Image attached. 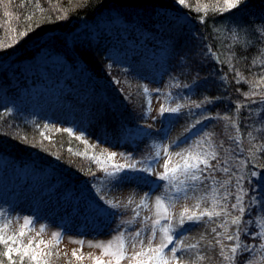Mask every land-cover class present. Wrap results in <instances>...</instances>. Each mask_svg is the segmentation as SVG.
I'll use <instances>...</instances> for the list:
<instances>
[{
  "label": "rangeland",
  "instance_id": "obj_1",
  "mask_svg": "<svg viewBox=\"0 0 264 264\" xmlns=\"http://www.w3.org/2000/svg\"><path fill=\"white\" fill-rule=\"evenodd\" d=\"M42 1L45 6L46 0ZM203 2L208 5L206 1ZM8 16L11 15L8 13ZM225 21V34L230 38L228 33L237 22L235 18ZM188 23L187 16L169 11L167 20L156 24L159 34L153 42L154 45L159 44L156 47L148 45L151 41L144 40L145 33L139 41L111 43L105 54L109 60L102 66L101 73H92L93 84L88 92L75 90L77 94L72 97L60 93L55 88L58 86H42L43 97L38 98L36 94L29 98V109L35 118L45 120L43 127L50 131L71 129L70 134L81 141L87 151H91L95 164L94 168H88V176L77 182L71 175L59 171L39 170L33 165L16 162L8 164L5 157H0V213L3 214L0 215V235L8 237L25 232L23 237L16 235V244L12 247H18L21 243L27 247L32 240L31 248L44 253L41 259L46 260L47 264H95L98 257L109 259L95 244H107L114 241L120 232H131L144 226L135 217L134 210L139 211L141 217H150L149 225L160 220L163 227H168L170 223L176 228L181 215L187 220V216L209 207L207 203H201L198 210L195 207L197 200L191 193L187 199L182 198V193L179 198L172 199L177 197L178 187L191 186L190 181L187 185L181 183L185 177L180 173H176L171 185L158 179L165 172L164 163H168L169 170L183 163L176 152H182L184 156H188L189 152L195 155L193 146L199 144L208 151L215 149L220 155L223 152L229 154L230 151L237 156L243 146L236 110L216 108L217 102L223 99L217 94L218 88L223 86L227 77L214 74L210 67L213 57L208 51L209 47L204 50L195 48V42L192 43L195 37L197 41L201 39L197 38V32ZM7 27L5 34H8L1 48L14 49L20 44V39ZM9 44L13 46L7 47ZM213 90L214 97L210 96ZM206 99L211 102L203 103L200 108L195 107ZM252 101L253 95L249 99L241 98L239 102L243 104L241 109H244L243 126L250 127L246 130L248 134L256 135L258 129H264V103L253 107ZM177 106L179 112L170 111ZM162 108L168 109L163 115L160 114ZM225 115L231 119L224 120ZM157 152L160 153L158 163ZM112 153L115 155L109 158ZM75 157L80 161V157ZM231 160L233 169L238 166L235 171L242 169L235 156ZM130 164H135L137 168L151 167L152 171H131L128 170ZM114 165L125 166V171L119 173L125 179L115 187L108 183L110 178L104 171H115ZM149 179L151 183L145 182ZM219 180L222 179L218 176ZM230 187L238 191L232 184ZM146 193L151 196L150 200H145L147 207L138 208ZM157 196L166 197L159 208L155 203ZM251 198L250 218L258 228L264 216V195L258 193ZM109 200L119 203L121 207H111L107 203ZM244 200L246 202V196ZM236 214L233 212V216ZM24 217L33 221L31 227L24 226ZM221 219L214 218L208 222V218L204 217L200 225H184V246L197 242H200V246L181 259L179 264H227L218 255L219 246L210 250L205 247L214 240L215 234L211 233V228L217 227ZM5 220L11 221L6 230L3 229ZM161 225H154L157 238L153 246L159 243L162 233L158 229ZM42 227L46 229L43 232ZM189 228L192 230L189 231ZM217 231L222 232L223 229L217 227ZM54 233L63 234L60 243H57L58 237ZM244 234L246 240L259 243L247 231ZM201 236L204 237L203 241ZM39 241L43 243L37 247ZM79 241H83V246ZM147 245L145 238V247ZM74 250L76 256H73ZM139 250V245L136 249L128 245V254ZM197 251L205 255L203 261L196 259ZM252 258L254 264H264V249L256 247ZM121 264H129V261L125 259Z\"/></svg>",
  "mask_w": 264,
  "mask_h": 264
},
{
  "label": "trees",
  "instance_id": "obj_2",
  "mask_svg": "<svg viewBox=\"0 0 264 264\" xmlns=\"http://www.w3.org/2000/svg\"><path fill=\"white\" fill-rule=\"evenodd\" d=\"M203 1L186 0L187 6H182L177 0H53L50 6L47 2L44 6L40 0L45 9L41 13L35 4L25 3V0H0V157H5L8 164L16 162L33 165L39 170L59 171L71 175L77 182L88 176V168H94L95 164L91 151L65 130L44 128V118H35L29 109V98L36 94L38 98L43 97L42 86H58L55 88L60 93L72 97L78 91L88 92L93 84L92 73H101L102 66L109 60L105 54L111 43L139 41L145 33L144 40L151 41L148 45L153 46L159 35L156 24L167 20L170 11L187 16L189 26L201 39L197 41L195 37L192 42H195V48L211 47L216 58L210 67L215 75L227 77L218 88L217 94L223 99L217 102L216 108L236 110L243 146L238 153L240 157L230 151L221 156L232 167L234 188L236 178L243 177L240 185L247 192L243 195L250 206L253 195H264V154L261 152L264 129H258L256 135L248 134L246 130L250 127L243 126L244 109L239 101L246 98L244 93H254L253 107L259 106L264 99V82L261 81L264 76V33L261 31L264 29V0H246L239 8L220 13L212 9L222 5L223 0ZM197 6L206 11L197 13ZM57 8L60 11H56ZM61 13L66 18L61 19ZM29 15L32 20L27 19ZM229 18H235L237 22L228 33L230 38L225 34L227 27L224 24ZM6 27L17 36L28 28L32 30L27 36L19 37L20 44L16 48L2 49L8 34H5ZM234 34L240 39H234ZM257 49L260 55H257ZM234 68L240 73L239 83L234 79ZM214 91L210 96H215ZM75 156L80 157V161ZM234 156L242 165L237 171L234 169L238 166L234 169L232 166ZM252 172L256 174L251 175ZM216 175L227 178L221 172ZM246 215L251 217L249 210ZM250 226L256 228L255 224ZM12 256L18 259L16 254ZM0 259L9 264L7 257L0 256ZM242 259L238 257L239 262Z\"/></svg>",
  "mask_w": 264,
  "mask_h": 264
},
{
  "label": "snow or ice",
  "instance_id": "obj_3",
  "mask_svg": "<svg viewBox=\"0 0 264 264\" xmlns=\"http://www.w3.org/2000/svg\"><path fill=\"white\" fill-rule=\"evenodd\" d=\"M46 2L51 5L53 0H46ZM58 2V0H57ZM177 2L182 6H187L186 0H177ZM246 0H223V4L219 6H214L212 11L216 13L220 12H229L233 9L239 8ZM25 3H33L39 8L42 13L45 9L41 5L40 0H25ZM56 11H60L59 8ZM195 11L200 13L202 10L200 7H196ZM61 19L66 18V16L61 13ZM203 19V17H200ZM28 20H32L33 17L29 15L27 17ZM36 26H39L38 21L36 22ZM31 28L23 32H19L18 36L23 38L27 36ZM264 33V29L261 30ZM234 39L239 40L240 37L238 34H234ZM16 42H19L18 40ZM260 42V41H258ZM12 44L7 45V47H12ZM239 48V45L237 46ZM210 54H213V50L211 47L208 49ZM257 55H260V51L257 49ZM232 55H236L235 52L231 53ZM213 58H216L213 54ZM239 59V57H237ZM255 61L253 60V63ZM250 70V66H249ZM234 79L237 83L240 82V73L238 70L234 68ZM261 81L264 82V76L261 77ZM147 91V89H145ZM239 91V89H237ZM254 93H244L246 98H250ZM264 95V94H262ZM211 102V100L206 99L205 101L196 104L195 107H202L203 103ZM261 102L264 103V99H261ZM150 103V102H149ZM180 108H173L170 111L173 113L179 112ZM168 109H161V115L164 114ZM224 120H230L231 117L225 115L223 117ZM69 133L72 132L71 129L65 130ZM50 139V137H45ZM230 139H234L231 138ZM237 147H239V141H235ZM178 146V145H177ZM221 147L223 145L221 144ZM193 148L196 150L195 155L192 152L188 153V156H184L182 152H176L177 156H180L183 160V163L177 165L176 168L169 170L168 163H164L163 167L165 172L160 174L158 179L162 181H167L170 185L173 184L176 173H180L185 179L181 181L182 184L187 185L189 181L191 182L190 187H178L176 189L177 197H173L175 200L179 198V194H183L184 199L189 198V193L197 200L195 207L199 210L201 203H207L209 207L203 208V210L199 211L197 214L194 212L192 215L187 216V220H185L184 216L181 215L178 221V227L173 228L169 223L168 227H163L161 225L160 220H156L153 222V225H149L148 221L150 217H141L139 211L134 210V215L139 219L140 223L144 226L141 228L133 229L131 232H120L115 238L114 241H109L107 244L100 242L95 244L94 246L100 248L103 252V255L109 257V259H101L96 258L95 264H121L122 261L127 259L129 264H179V261L183 259L186 255H191L192 250H198L200 246V242L189 244L184 246L183 238L186 235L184 230V225L186 223L190 225H200L204 222V217L208 218V222L214 220V218H222L220 223L217 225L218 228L223 229L222 232L217 231V227L211 228V233L215 234L214 240L209 241L205 246L209 250L219 246V257H221L227 264H238L237 258H243L240 261V264H254V260L252 258V252L256 247L260 249H264V216L261 217L258 228H248V225L253 224V220L247 218V211L249 210V205L246 204L244 200V195H247L246 190L240 185V180L243 177L236 178V189L233 190L230 185L232 184V167L229 164L227 159H224L219 152L215 149L212 151L205 150L202 145H195ZM71 151V149H69ZM262 154H264V148L261 149ZM79 155V153H77ZM115 153L110 154L114 156ZM157 163L159 162L160 153H156ZM126 159H130L126 157ZM192 161V162H190ZM213 161L215 163H213ZM115 171H107L104 170L106 175L110 178L108 183H112L113 187H115L120 180L125 179V177L119 176V173L125 171L124 165H114ZM128 170L131 171H140L144 173H151L152 168H137L135 164H130L128 166ZM217 172H221L226 174L227 178L217 181ZM251 175H255L256 173L252 172ZM141 179H144L143 177ZM115 181V182H113ZM145 182L151 183L152 181L146 180ZM216 184L217 186H213ZM243 193L244 195H241ZM209 197H211L209 199ZM166 197L157 196L155 199V203L157 208H159L163 203ZM151 196L146 193L144 199L141 200V204L137 205V207H147L145 200H150ZM251 199V198H249ZM107 203L113 208H119L121 205L119 203H114L113 201H107ZM132 201L129 200V204ZM219 208V210H217ZM188 209H185L187 212ZM233 212L237 214L233 216ZM0 215H3L0 213ZM231 217V219H229ZM24 226L31 227L33 221L24 217ZM167 220V216L165 217ZM10 220H5L3 223V229H7ZM125 223H132V221H126ZM154 225H161L158 229L162 234L159 239V243L153 246V241L157 238V228ZM230 229H232L230 231ZM44 227L41 228V232L45 231ZM189 231L192 229L189 228ZM247 231L249 235L253 237L254 240L259 241L258 244H253L246 239H242L244 232ZM16 235L23 237L25 235L24 231H20L18 234H13L11 236L5 237L4 235H0V244L3 245V250L0 251V256L7 257L9 264H47L46 260L41 259L44 253L35 252L34 249L31 248L33 241L30 240L27 247H25L22 243L18 247H12L13 244H16ZM61 233H54L55 237H58L57 243H60V239H62ZM223 237V239H221ZM145 238L148 240V245L145 247ZM201 241H203L204 237L201 236ZM225 241L230 243H225ZM39 243H43V241H39L37 243V247ZM81 246H83V241H79ZM131 245L132 249H136L137 245H139V251H133L131 254H128V245ZM92 246V245H90ZM227 249V250H226ZM16 254L18 259H13L12 253ZM179 252V255H178ZM75 250L73 251V256H76ZM196 259L198 261H203L206 257L200 251L195 253ZM78 259H82L83 257H77ZM0 264H4V261L0 259Z\"/></svg>",
  "mask_w": 264,
  "mask_h": 264
},
{
  "label": "bare ground",
  "instance_id": "obj_4",
  "mask_svg": "<svg viewBox=\"0 0 264 264\" xmlns=\"http://www.w3.org/2000/svg\"><path fill=\"white\" fill-rule=\"evenodd\" d=\"M114 37V36H113Z\"/></svg>",
  "mask_w": 264,
  "mask_h": 264
}]
</instances>
